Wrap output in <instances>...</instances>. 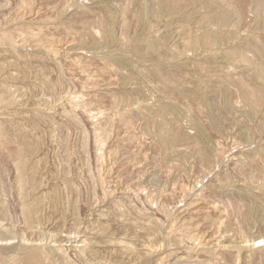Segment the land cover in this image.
<instances>
[{
	"label": "rangeland",
	"instance_id": "374dc122",
	"mask_svg": "<svg viewBox=\"0 0 264 264\" xmlns=\"http://www.w3.org/2000/svg\"><path fill=\"white\" fill-rule=\"evenodd\" d=\"M165 1L0 0V264H264V5Z\"/></svg>",
	"mask_w": 264,
	"mask_h": 264
},
{
	"label": "bare ground",
	"instance_id": "6f19581e",
	"mask_svg": "<svg viewBox=\"0 0 264 264\" xmlns=\"http://www.w3.org/2000/svg\"><path fill=\"white\" fill-rule=\"evenodd\" d=\"M189 1H190V0H189ZM191 1H194V0H191ZM257 1H258V0H257ZM167 2H169V1H165V0H164V4H167V5H168ZM171 3H172V2H170V5H171ZM173 3H174V2H173ZM259 3H260L261 5H262V4L264 5V0H259L258 4H259ZM170 5H169V6H170ZM263 5H262V6H263ZM173 7H174V5H173ZM173 7H172V5H171V8H173ZM171 8H170V9H171ZM258 8H259V7H258ZM221 9H222V8H221ZM223 9H224V8H223ZM230 12H231V11L228 10V9H227V10H226V9L222 10V11L220 12V19H219V16H218V19L221 20V21L223 22V24H225V23L228 22V21L230 20V18H231V15H232V14H231ZM216 19H217V18H216ZM221 21H220V22H221ZM222 22H221V23H222ZM218 30H219V29H218ZM211 31H212V30H211ZM215 31H216V30H215ZM221 31H222V30H221ZM224 32H225V31H224ZM227 32H228V31H227ZM219 33H220V32H219ZM204 34H205V33H204ZM212 34H213V33H212ZM212 34H211V36H212ZM215 34H218V32H215ZM215 34H214V35H215ZM220 34H221V33H220ZM220 34H218V35H220ZM205 35H206V34H205ZM205 35H203L204 37L202 38V42H203V43L205 44V46H206V45H208V43L210 42L211 37L209 36V34L206 35V36H205ZM214 35H213V36H214ZM222 35H223V34H222ZM213 36H212V38H213ZM215 36H216V35H215ZM215 36H214V38H215ZM220 36H221V35H220ZM220 36H216V37L218 38V37H220ZM223 37H224V36H223ZM200 38H201V37H200ZM214 38H213V39H214ZM220 39H221V38H219V40H220ZM193 40H194V39H193ZM212 41H214V40H212ZM140 42H141V41H140ZM187 42H188V41H187ZM200 42H201V40H200ZM214 42H216V41H214ZM152 43H153V42H152ZM152 43H151V44H152ZM203 43H202V44H203ZM151 44H149V45H151ZM153 44H154V43H153ZM155 44H156V43H155ZM191 44H192V46L195 45V43H194L193 41H192ZM149 45H148V46H149ZM216 45H217V44H216ZM140 47H141V46H140ZM140 47H139V48H140ZM153 47H155V45H154ZM253 47H254V46H253ZM134 48H135V47H134ZM139 48L136 47V48L134 49V50H136V51L138 52V54H139ZM149 48H151V47H149ZM151 49H152V48H151ZM254 49H255V48H254ZM256 50L259 51L260 55L264 56V49H263V48L258 47V49H256ZM140 51H141V50H140ZM230 52H231V51H230ZM255 52H256V51H255ZM228 56H229V55H228ZM144 58H145V57H144ZM143 60H144V59H143ZM259 66H260V65H259ZM263 66H264V65H263ZM262 69H263V67H262ZM260 70H261V69H260ZM261 71L264 73V69L261 70ZM261 71L259 72V74H260V73L262 74ZM262 77H263V75H262ZM241 81H242V80H241ZM258 81H259V79H258ZM210 82H211V81H210ZM263 83H264V82H263ZM257 86H258V85H257ZM259 86H260V85H259ZM261 86H262V85H261ZM262 87H263V86H262ZM256 88H257V87H256ZM257 89H258V88H257ZM222 90H223V89H222ZM244 91H245V90H244ZM244 91H243V92H244ZM249 91H250V90H249ZM249 91H248V93H249ZM245 92H246V91H245ZM250 92H251V91H250ZM253 92H254V91H253ZM260 92H261V91H260ZM246 93H247V92H246ZM204 95H205V94H204ZM256 95H258V94L256 93ZM202 96H203V95H202ZM244 97H245V96H244ZM204 98H205V96H204ZM247 98H248V97H247ZM261 98H262V97H261ZM257 99H258V98H257ZM205 100H206V98H205ZM207 101H208V100H207ZM209 102H211V101H209ZM209 102H207V103L209 104ZM260 103H262V102H260ZM227 104H228V103H227ZM258 104H259V103H258ZM260 105H262V104H259V106H260ZM259 106H258V107H259ZM261 107H262V106H261ZM163 109H167V108H163ZM229 109H230V108H229ZM251 109H252V107H251ZM253 110H254V109H253ZM255 110H257V109H255ZM162 111H163V110H162ZM251 112H252V111H251ZM204 156H205V155H204ZM0 232H1V231H0ZM0 237H1V236H0ZM81 246H82V245H81Z\"/></svg>",
	"mask_w": 264,
	"mask_h": 264
}]
</instances>
